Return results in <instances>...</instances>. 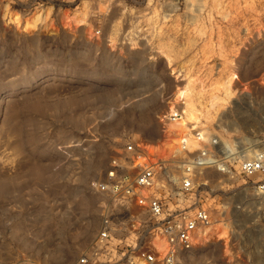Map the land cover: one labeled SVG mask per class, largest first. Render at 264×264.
Masks as SVG:
<instances>
[{
	"label": "rangeland",
	"instance_id": "1",
	"mask_svg": "<svg viewBox=\"0 0 264 264\" xmlns=\"http://www.w3.org/2000/svg\"><path fill=\"white\" fill-rule=\"evenodd\" d=\"M27 1L0 0V264H77L112 202L93 184L128 142L163 148L170 104L200 114L183 119L180 147L196 132L236 162L264 147V0ZM6 6L53 13L25 28ZM78 8L92 30L61 21ZM224 250L201 245L181 262L231 264Z\"/></svg>",
	"mask_w": 264,
	"mask_h": 264
},
{
	"label": "built area",
	"instance_id": "2",
	"mask_svg": "<svg viewBox=\"0 0 264 264\" xmlns=\"http://www.w3.org/2000/svg\"><path fill=\"white\" fill-rule=\"evenodd\" d=\"M37 5L28 0L22 6ZM182 113L177 109L169 120ZM195 138L194 150L185 142L159 161L135 142L125 145L104 181L93 184L112 202L103 207L100 230L77 264H182L215 223L228 229L231 264H264V147L236 162L219 150L218 136L196 132ZM156 237L165 242L163 251L154 245Z\"/></svg>",
	"mask_w": 264,
	"mask_h": 264
},
{
	"label": "bare ground",
	"instance_id": "3",
	"mask_svg": "<svg viewBox=\"0 0 264 264\" xmlns=\"http://www.w3.org/2000/svg\"><path fill=\"white\" fill-rule=\"evenodd\" d=\"M53 13V8L48 7L46 9H41L33 13L29 18H23L20 14L12 12L8 6L5 7L4 10V18L7 19L9 24H14L17 26H23L25 28L28 27H35L37 24L44 22L48 17H50ZM91 15L89 13H83L79 8L73 11H63L61 13V21L64 22L67 26L72 28H80L82 26H87L90 30H92ZM165 56L170 61V57L166 54ZM176 77V81L181 82L185 80L182 73L177 71H173ZM234 83V77H229L228 80L225 82V87L229 88ZM188 97V90L186 89V85L184 86H177L176 93H175V101L177 100H185ZM212 105L215 104L214 101L211 103ZM182 110V117L177 120H169V116L174 114L176 110ZM167 120L165 124V143L162 149H153L148 145H144L146 150H152L153 154L156 155L155 161L159 160H167L170 159L180 149V140L179 136H181L186 126L183 119L190 118L195 121L200 119V114L198 110L195 108L193 104H182L180 107L178 104H170L168 108V112L166 113ZM195 124V123H194ZM255 153V152H254ZM202 237V241L199 244L207 245L212 243H218L220 241L225 242L228 237V229L227 227L223 226L222 224L215 223L210 229L206 230L204 233L200 234ZM223 243V242H222ZM154 245L160 250L163 251L165 249V242L156 237L154 239ZM197 247H201L198 245ZM226 247V246H225ZM225 251V250H224ZM226 253H228L226 247Z\"/></svg>",
	"mask_w": 264,
	"mask_h": 264
}]
</instances>
